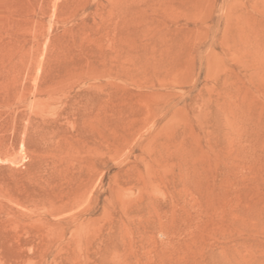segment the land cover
Wrapping results in <instances>:
<instances>
[{"label":"rangeland","instance_id":"obj_1","mask_svg":"<svg viewBox=\"0 0 264 264\" xmlns=\"http://www.w3.org/2000/svg\"><path fill=\"white\" fill-rule=\"evenodd\" d=\"M0 264H264V0H0Z\"/></svg>","mask_w":264,"mask_h":264},{"label":"bare ground","instance_id":"obj_2","mask_svg":"<svg viewBox=\"0 0 264 264\" xmlns=\"http://www.w3.org/2000/svg\"><path fill=\"white\" fill-rule=\"evenodd\" d=\"M36 66H37V62H36ZM37 68H39V67H37ZM39 71H40V69H39ZM40 113H41V112H39V115H40ZM41 115H42V114H41ZM41 115H40V116H41ZM55 117H56V116H55ZM68 145H69V144H68ZM62 148H63V147H62ZM63 150H64V148H63ZM64 151H66V147H65V150H64ZM64 153H66V152H64ZM67 154H68V153H67ZM68 155H69V154H68ZM63 156H64V155H63ZM68 157H69V156H68ZM66 158H67V157H66ZM64 159H65V158H64ZM67 159H68V158H67ZM62 160H63V159H62ZM64 161H65V160H64ZM64 161H63V162H64Z\"/></svg>","mask_w":264,"mask_h":264}]
</instances>
